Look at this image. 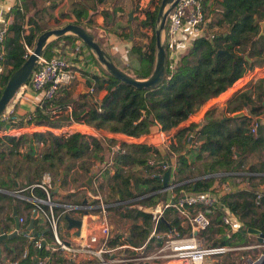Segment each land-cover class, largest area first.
Listing matches in <instances>:
<instances>
[{"label":"trees","instance_id":"1","mask_svg":"<svg viewBox=\"0 0 264 264\" xmlns=\"http://www.w3.org/2000/svg\"><path fill=\"white\" fill-rule=\"evenodd\" d=\"M39 1L41 5H37L35 0H25L23 13L17 9L12 10L14 19L9 25L1 58L4 73L0 75V95L8 78L26 59L23 42L34 48L39 34L46 29L57 27L61 19L68 20L72 16L75 18L73 20L75 24L94 34L112 61L120 67L111 55L110 46L105 43L104 35L99 36L93 27L98 14L103 16V25L107 27L114 20L117 11L123 16L127 15L122 6H118L117 0L112 2L111 9H99L105 0ZM133 7L136 11L138 3ZM158 8V4L153 8L149 4L141 9L143 18L134 17L136 21L138 20L139 31H132L133 38L137 37L136 32L144 37L143 29L151 31L146 44L133 42L127 51L125 60L133 62L131 67H120L135 78H147L154 65V29ZM202 8L204 13L208 8L209 15L205 14L208 29L217 28L221 31H215L210 37L204 35L195 38L192 45L179 55L173 70H169V78H166L159 87L140 90L120 82L103 69L82 43L101 71V75L92 74L88 82L93 86L96 95L101 90L106 91L101 98L102 111H97L92 103L93 95H89L91 103L84 104L85 108L72 106L70 113L65 114L68 106L64 103L65 96L57 99L56 94L54 99L35 107L29 121L63 125L68 123L71 117L97 129L133 137L152 133L159 128L169 131L177 127L202 106L226 91L246 72L252 70L258 61L264 60V33L259 34V22L264 19V0H202ZM55 10L58 11L57 15L54 14ZM27 12L31 13L26 23L24 13ZM24 24L29 25L28 30L24 28ZM116 31L113 27L107 29L108 33L133 39L129 31L126 34ZM77 41L80 40L75 35H63L51 40L43 49L42 55L50 58L56 54L55 49H58L60 42L69 44L72 49ZM218 50H226L227 53L218 54ZM167 63L169 66L168 57ZM262 96L264 79L258 80L249 89L235 92L223 108L218 109L214 106L208 109L199 122H192L176 130L173 134L175 143H171L167 149L123 142L125 152L114 157L111 166L113 174L109 175V170L105 169L97 182L105 201L115 203L109 209L118 212L121 218L130 222L127 235L114 233L110 244H116L124 237L125 242L141 246L150 236L151 215L132 206L155 205L163 199L161 193L156 191L161 188L160 176L164 171L147 164L150 151L155 153L158 160H170L171 153H175L176 181L191 179L184 187L195 191L212 188L218 177L215 175L218 173L245 170L243 166L249 155L256 150L264 149V123L254 136L248 126L250 119L233 114L241 110L245 104L250 106L251 114H259L264 110ZM55 116L57 118L54 119ZM25 117L26 114L21 115L19 123H23ZM187 137H190L189 142L186 141ZM108 142L112 143L113 139H108ZM107 147V143L102 139L80 133L33 132L1 135L0 164L3 163L5 180L0 181V214L4 213L6 208L11 211L10 214H5L4 229L10 231L14 225L13 209L16 210L18 217L23 216L26 221H30L32 204L14 198L2 190L9 189L13 192L24 188L39 181L42 173L50 172L56 178L59 189L68 186L74 189V192L63 195V200L81 205L85 197L81 188L87 186L86 180L89 177L95 176L93 166L96 163L104 164ZM190 154H193L191 159ZM198 162L199 166L196 164ZM258 165L259 167H256V163H252L247 168L248 171L257 173L246 176L252 187L264 184L263 164ZM60 173L63 175L61 180ZM34 192L42 195L37 189ZM30 193V190L24 192L27 196ZM254 197L255 193L250 189L238 190L222 198V202L241 222V227L232 234L231 239L228 238L222 243L246 245L251 239L257 242L256 236L248 231L249 228L264 233V198L258 206L254 202ZM76 213L80 214L81 211ZM219 218V215H216L215 220ZM37 222L38 219L35 218V226ZM172 228L180 233L185 232L180 225V219L168 209L159 221L158 230L169 231ZM44 233L47 236L49 234L47 231ZM154 240V237H151L148 243ZM10 243L13 245H9ZM4 244H7V247H4ZM25 245L28 243L17 235L0 243V264L4 260L35 264L36 258L31 260L21 257ZM30 253H34L33 249H30ZM36 254L42 256L46 252L38 251ZM227 258L231 260L230 264H236L239 260L232 253H228ZM57 260L61 261L60 258Z\"/></svg>","mask_w":264,"mask_h":264},{"label":"built area","instance_id":"2","mask_svg":"<svg viewBox=\"0 0 264 264\" xmlns=\"http://www.w3.org/2000/svg\"><path fill=\"white\" fill-rule=\"evenodd\" d=\"M13 9L22 12V0H0V75L4 73L1 58L9 25L14 19ZM207 23L208 19L205 18L202 0H176L167 15L163 34L168 53L167 57L170 61L166 78H169V70H173L179 55L192 45V41L195 38L204 35L210 37L214 33V30L212 32V30L208 29ZM23 44L25 49L24 58H27L33 47L25 42ZM84 51L86 50L83 48L82 42L77 41L70 51V56L71 58L76 56L85 57ZM58 52L56 50V54L50 58L43 55L39 56L28 81L20 86L12 99H15L16 102L19 100V102H32L35 106L27 113H24L26 117L23 123H19L21 115L16 112L14 104L9 103L0 114V136L33 132H51L54 134L59 132L66 134L80 133L102 139L107 143L108 149L105 154L104 167H100L96 171L95 176L91 177L92 187L87 185L81 188L83 191L85 190L83 199H86V202L81 205L63 200V197L58 194L59 187L57 186L56 178L50 172L42 173L39 181L11 192L15 198L31 203L30 212L32 217L33 213H35L33 219H38L37 226L34 224V231H32V229H28L29 221H26L23 216L18 217L19 228L16 230L17 236H21L28 243L21 251L22 258H31V260L36 258L35 264H111L138 261L140 259H159L160 262L156 264H209V260H214V257L217 256L264 246V239L261 242L257 241L254 246H246L232 243H207V239H204L203 235L200 236V234L207 232L209 229H213V237L226 234L231 239L232 234L236 233L241 227V222L238 216L222 202V198L238 190L255 188L253 191L255 193L254 202L258 206L261 205L264 198V184L250 187V182L246 178V176L257 175V173L246 169L218 173L215 175L218 177L212 188L206 191H195L184 187L191 179L176 181L177 165L175 161L158 160L155 153L151 151L147 158V164L162 171L169 170L170 173L167 186L165 188L161 187L156 191V193H161L162 200L150 206L136 205L138 209L151 215L152 229L150 236L141 246L129 244L125 240L121 244H110L114 233L112 232L107 213L109 208L115 203L105 201L102 191L97 185L98 179L105 169L109 170V175L113 174L114 170L111 166L114 157L125 152L123 142L167 149L171 143H175L173 134L180 128L176 129L175 127L169 131L159 128L152 133L133 137L123 133H111L104 129H97L82 120L76 121L71 117L70 121L63 125H53L52 122L36 123L29 121L30 114L35 107L54 99L61 86L68 84L74 75L72 61ZM260 79H264V61L236 80L230 86L231 92L241 91ZM88 92L93 95L92 103H94L97 111H102L101 99L94 93L92 86L89 87ZM217 102H222V100ZM210 108H212L211 104L207 107L205 104L206 111ZM247 110L248 115L243 116L250 119L248 126L251 133L256 136L258 128L264 123V116L260 114L253 115L249 112V108ZM238 113L242 115L241 111H237L234 114ZM189 138L187 137L186 141L188 140L189 142ZM108 139H113V142L109 143ZM96 165L98 164L96 163L94 166ZM162 175L160 180H162ZM233 179H237L238 183H234ZM35 189L42 195L36 194L34 192ZM68 189L69 193L74 192L73 188L69 187ZM26 190L31 191L29 196L24 194ZM168 209H171L177 218L180 219V225L185 229L184 233H180L175 228L169 231L158 230L159 221ZM76 211H81V213H76ZM70 212L73 214H70ZM66 214L82 221L80 234H75L73 229H67V226H65V232H68L67 237L59 235V224L65 223L66 225L64 220ZM76 214L79 216L76 217ZM216 215H219V220H215ZM13 229L14 227L7 232H11ZM45 229H48V236L44 233ZM160 232L163 233L161 234ZM151 237H154V241L158 245L163 241L162 246L152 254L135 258L132 256L127 258L116 256L120 249L143 250L149 244ZM30 249H33V254L30 253ZM38 251H45L46 254L38 255L36 254ZM59 258L61 261L57 260ZM260 261L264 264V254L244 264H259ZM9 264L20 263L15 260L10 261Z\"/></svg>","mask_w":264,"mask_h":264},{"label":"water","instance_id":"3","mask_svg":"<svg viewBox=\"0 0 264 264\" xmlns=\"http://www.w3.org/2000/svg\"><path fill=\"white\" fill-rule=\"evenodd\" d=\"M176 0H161L159 4V8L157 11V19L156 25L154 29L155 36V60L152 71L147 78L139 79L135 78L127 73H125L120 67H118L110 58V56L106 53V51L101 46L100 42H98L94 36V34L84 27L75 24L73 22L66 23L59 27H54L50 29L44 30L35 41V46L32 52L25 59L23 64L17 68L11 76L8 78L2 92L0 95V114L5 110L6 106L12 101L15 96L17 90L25 84L34 67L36 66L37 60L39 56L42 55L43 49L45 46L53 39L59 38L63 35H75L91 52V54L95 57L98 63L103 67V69L110 74L113 78L119 80L120 82L132 86L136 89H155L162 85L166 76L168 74V63H167V55H166V44L164 41V30L167 20V15L171 8L174 6ZM135 9L132 8L128 12V27L130 29V37H133L131 21L133 19ZM260 25V35L264 33V19L259 22ZM218 54L227 53L226 50H218ZM264 105V102H263ZM240 116V114H234V116ZM169 170L164 171L161 180V187L165 188L168 184L169 178ZM62 173H60L59 180L62 179ZM92 178L89 177L86 180V184L89 187H92ZM57 191V189H56ZM164 196V194H163ZM83 202H86V199H83ZM35 213H33L34 217ZM12 217L14 219L15 224L12 226L14 229L11 232H7L4 229V225L0 223V243L10 240L17 235V229L19 228L18 216L16 214V210L13 209ZM33 217L29 221L28 229H32L34 231V219ZM64 220L66 221L67 229H73L75 234H80L81 223L82 221L79 218H75L66 214L64 216ZM48 231V229H45ZM248 231L257 237V241L261 242L264 239V233L260 230L249 228ZM121 235H125L120 232ZM228 235L222 234L219 237L215 238L212 243H222L228 239ZM128 238V237H127ZM4 247H7V244H4ZM262 264V261L259 262Z\"/></svg>","mask_w":264,"mask_h":264},{"label":"rangeland","instance_id":"4","mask_svg":"<svg viewBox=\"0 0 264 264\" xmlns=\"http://www.w3.org/2000/svg\"><path fill=\"white\" fill-rule=\"evenodd\" d=\"M24 1L25 0H22V4L24 3ZM160 1L161 0H135V2L130 6L132 8H135L133 6L138 3L137 10L134 11L133 16L134 17H137V19L143 18L144 15H141L142 14L141 9H143L145 6H148L149 4L153 8L157 4L159 5V2ZM35 2H36L37 5H41V2L39 0H35ZM31 5H29V8H31ZM129 5L130 4L127 2L126 3V6L129 7ZM125 9H126V13L128 14L129 8H125ZM24 11H25V9H24V4H23V11H22V13ZM31 12L24 13V21L26 23L28 21V16H29V14ZM57 12L58 11L55 10L54 11V14L57 15ZM205 14H207V16L209 15L208 14V8L205 9ZM134 17H133V19L131 21L132 31L133 30L134 31H136V30L139 31V28L137 27V21L138 20L136 21ZM72 18H74V17L72 16L68 20L61 19L60 20V24L57 27L62 26V25L66 24V23H69L71 21L73 22V20H75V18L74 19H72ZM128 23H129V21H128V15L124 14V16H123V15H121V13H119V14H116L114 20L111 22V24L108 25V27H107V25L104 26V29L106 31L110 27H113L115 30H117L116 32H118V33L121 32L123 34H126L128 31L130 32V29L128 27ZM26 25H28V24H25V28H26V30H28L29 25L27 27H26ZM213 30H214V32L215 31L216 32H220L221 31V29H217V28L212 29V32H213ZM143 32L145 33V36L144 37L139 36L138 35V32H136L137 37H134V38L132 37L133 38L132 40L130 38H128V39H130L132 41V43L133 42L135 44L136 43H141V44L144 45V44H146L149 41V38H150V35H151V31H148V30H144L143 29ZM123 38H126L127 39V37H123ZM125 57H123V59H121V55H119V56H117V58L116 57L115 58L117 59V62L119 63L120 67H122V66H128V67L130 66L131 67V65L133 64V62H131L130 60L129 61L128 60H125ZM260 63H261V61L260 62L258 61L256 63V65H258ZM227 95L228 94H225V95L221 96V98L219 100H217V101H221L222 100V102H223V100H225L224 98L228 97ZM261 100H262V103H263L264 102L263 101L264 100L263 96L261 97ZM19 101L16 102L15 99H14V100H12L10 102V104H14L15 109H17V107L20 105ZM25 108H28V106L25 105ZM238 112H240V111H238ZM259 114L261 116H264V110H261ZM19 115H23V113H21ZM55 118H57V117L55 116L54 119ZM249 156H250V160L245 161V166L246 167L250 166L252 163H256V167H259L258 164L261 163V164H263V168H264V149L256 150L252 154H250ZM189 157H190V159L193 158V154H190ZM196 164L199 166L200 165V162H198ZM100 167H104V165L102 163H98V165L93 166V172H96ZM3 168H4L3 167V163H1L0 164V179H1V177H5V174L3 173ZM233 181H234V183H238L237 179H233ZM250 186H251V184H250ZM254 189L255 188H253L252 190L254 191ZM3 192H6V193L12 195L11 194V190H9V189L7 191L4 190ZM84 194H85V192H84ZM158 200H159V198H157V201ZM132 206L133 207H136V204H134ZM10 213H11V211L9 210V208H6L5 209V212L2 213V214H0V223L1 224L5 225V223H6V221H5V214H10ZM107 216H108L109 222H110V224L112 226V232L113 233H117V232L120 233L121 232V233L125 234L123 236H126V234H127V228H128V225L130 224V222L129 221H126L123 218H121L119 216L118 212H114V211H112L110 209L108 210ZM65 226H66L65 223H60L59 224L58 231H59V235L61 237H67V235H68V232H65V229H66ZM212 230L213 229H209L207 232H205L203 234H200V236L203 235V238L204 239H207V243H212V241L215 238H217V237H213L214 234L212 233ZM160 233L162 234L163 232H160ZM164 238H166V237H164ZM123 242H124V240L122 238H120L118 240V243L119 244H121ZM162 244H163V241H162V243L160 245H158L156 241H151L148 245H146V247L143 250L131 251L129 249H120L118 251V253L116 254V256L119 257V258H127L129 256H132L133 258H135V257L142 256V255H146V254H152L157 249H159L162 246ZM255 244H256V240L254 239L252 241V239H251L250 242L248 244H246V246L247 245L254 246ZM9 245H13V243H10ZM2 252L4 253V251H2ZM261 254H264V246L256 247V248H253V249H243V250H239L237 253H233L232 255L234 257H238L239 258V260H237L236 264H244V263H248L251 260L257 259V257H259ZM5 262H6V260H5ZM158 262H160L159 259H147V260L140 259L138 261H130V262H126V263H111V264H156ZM230 262H231V260L229 258H227V254L226 255H221V256L214 257V260H209V264H230Z\"/></svg>","mask_w":264,"mask_h":264},{"label":"crops","instance_id":"5","mask_svg":"<svg viewBox=\"0 0 264 264\" xmlns=\"http://www.w3.org/2000/svg\"><path fill=\"white\" fill-rule=\"evenodd\" d=\"M113 1H115V0H105V2L100 5L99 9H103V8L111 9ZM117 2L119 4L118 6H122L124 11H126L125 8H129L128 11H130L132 9V7H130V6L135 2V0H117ZM127 2L130 4L129 7L126 6ZM119 13H121V12L117 11V14H119ZM72 19H74V18H72ZM93 27L95 28V31L97 32V34L99 36L104 35V41H105V43L107 42L108 45L110 46L109 47L110 53L113 56L116 63H118L117 59H116L117 56L121 55V59H123V57L126 56V53L132 44V41L130 39L123 38V37L118 36V35L113 34V33H108L107 30L105 31L104 25H103V16L101 14H98L95 17ZM56 50L59 51L58 53L60 55L70 59L72 61V64H73L72 68L74 71V75L72 76L71 81L68 84L62 85L60 88L61 92H58L57 96H56L57 99L65 96L64 103H66L68 106H67L66 110L64 111V113L69 114L71 109H72V106H75V107L82 106L85 108L84 104L91 103V101L89 100L90 99L89 95H91V94L88 91H89V87H91L92 85L89 84L88 79L92 74L101 75V71H100L99 67L90 58V55L87 51H84L85 57L76 56L74 58H71V56H70L71 48H70L69 44H66L65 42H64V44H63V42H60L58 49H55V51ZM251 85L254 86V83ZM252 86H249V87H252ZM249 87H247L243 90L249 89ZM243 90H241V91H243ZM105 93H106L105 90H101L97 93V97L101 99L105 95ZM225 94H228L227 95L228 97L224 98L225 100H223V102L218 103L217 100H219L221 98V96H223ZM233 94H234V92H231V87H230L226 91L222 92L218 97L209 101L206 104V107L211 104V107H213L215 105L218 109H221L226 105V101L229 100ZM263 98H264V96H263ZM215 102H217V103H215ZM19 103H20V105L16 109V112L19 114L27 113L28 111L33 109L35 106V104L32 102H19ZM25 105L28 106V108H25ZM249 107H250L249 105L245 104L243 106V108L241 110H239L242 112V115H240V116L248 115L247 108H249ZM205 112H206V110H205V105H204L203 107L200 108V110L198 112L190 115L186 120L181 122L176 127V129L188 126L192 122H199ZM225 116H229V114H225ZM175 156H176L175 153H171L170 160H168V159L167 160L169 162H174ZM247 160H250V157ZM243 168L247 170L248 167L243 166ZM0 180L1 181L5 180V177H1ZM68 188L69 187L59 189L58 194L63 197V195L69 193ZM2 191H4V190H2ZM75 216L77 217L79 215L76 214ZM6 262L4 260V262L2 264H9L10 261L6 260Z\"/></svg>","mask_w":264,"mask_h":264},{"label":"flooded vegetation","instance_id":"6","mask_svg":"<svg viewBox=\"0 0 264 264\" xmlns=\"http://www.w3.org/2000/svg\"><path fill=\"white\" fill-rule=\"evenodd\" d=\"M13 223L15 224L14 219H13Z\"/></svg>","mask_w":264,"mask_h":264}]
</instances>
